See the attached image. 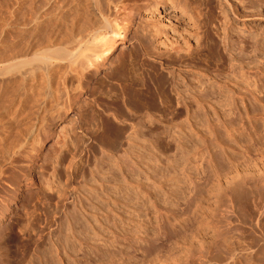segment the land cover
I'll list each match as a JSON object with an SVG mask.
<instances>
[{"label":"rangeland","instance_id":"374dc122","mask_svg":"<svg viewBox=\"0 0 264 264\" xmlns=\"http://www.w3.org/2000/svg\"><path fill=\"white\" fill-rule=\"evenodd\" d=\"M39 1L0 0V72ZM49 1L46 22L66 12ZM194 1L202 23L179 39L198 49L137 42L135 20L31 137L0 76V264H264V8Z\"/></svg>","mask_w":264,"mask_h":264},{"label":"bare ground","instance_id":"6f19581e","mask_svg":"<svg viewBox=\"0 0 264 264\" xmlns=\"http://www.w3.org/2000/svg\"><path fill=\"white\" fill-rule=\"evenodd\" d=\"M45 1L47 0H42V3L44 2L43 4H45ZM229 1L230 0H222L225 6L230 5ZM254 1V3L264 8V0ZM49 2H53L58 8L60 7L57 5L60 4V0H50ZM62 2H65V0ZM38 3L40 4L41 0ZM42 3L41 5L37 4V6H43ZM238 3L242 5L243 1L238 0ZM65 6L67 13L64 12L65 10L62 12L68 15V17L66 15L67 22L66 20L64 21V19H66L64 14L59 13V15H56V13L52 12L54 15L52 14L53 17L49 22L47 21L48 23L45 21L48 19L47 17L41 16L40 13L38 15V12L36 13L38 8L36 11H32L31 8L33 7L29 6L31 7L30 10L32 13H35L32 15V13L28 11L31 13L32 18H29L28 22L24 19L27 23L22 21L23 24H21V26L25 25L24 27L27 28L22 29V31H20L21 34L17 33L18 36H23V40L26 39L24 40L26 43L27 41H30V43L27 45L25 44L26 47H24L25 42H21L23 43L22 51L23 48H25L21 59H18V63L15 62L14 66H11V63L10 67L2 68L0 72V76H5V74L8 73V75H6L10 76L8 79L11 78V76L13 77L11 82L4 78L13 86V93L7 88V91L12 94L11 99H9L10 103L16 105L13 113L14 118L12 120L13 122H19L21 126L25 127L27 137H31L37 130L35 122H43L45 116L52 111L70 106L71 94L88 92L87 86L93 75L105 65L108 56L115 49L117 40L125 39L129 27L133 25L135 20L146 23L145 27L143 25L144 31L142 29V33L138 36L137 42H139L142 38V40H144L147 37L149 38L159 34L163 35L165 39L168 34L169 36L178 37L179 39L181 27L183 31L189 26L198 28L202 23L203 17L202 10H200L194 0H66V3H64V7ZM25 8L27 7H24V9ZM40 8L44 9L45 7ZM40 8L38 9L39 12L41 10ZM33 9H35V7ZM53 9H55V7ZM61 9L63 10L62 6ZM26 10L27 9H25V11ZM57 11L59 12L60 10H56V12ZM184 17L188 21H186ZM151 20H155L154 24H152L153 22ZM64 22L65 24L63 25ZM29 24L33 26L30 27ZM28 28H32V30L30 29L31 31H29ZM183 31H181V33ZM41 36L45 37L43 40L45 45H43L41 39H39ZM196 38L197 40L192 43L186 41L184 38L183 40L179 39L178 46L172 48L173 53L176 55H187L191 53L194 48L198 49L200 44L198 43V41H200L198 33H196ZM37 39H39L40 42L37 41ZM17 40L19 41L20 39ZM32 40L38 42L35 44L37 46V52L36 50L34 51L36 47H34L32 51L34 43H31ZM142 40L140 41L141 43H143ZM18 43L20 44V42ZM39 43L43 49H41V46H38ZM38 48L41 49V51H39ZM18 52L19 54L16 53L17 56L21 55L19 50ZM15 58L18 57H14V59ZM10 59H13V56ZM163 64L161 65L163 66ZM9 73L12 75H9ZM11 84L10 87H12ZM3 89L4 86L0 84V92ZM118 89V94H126V86L120 83ZM6 93L9 94L8 92ZM18 116L20 117L19 120L17 119ZM9 161V156L8 158L7 156H3L2 163L8 162L11 164ZM29 224L28 222L27 226L31 228ZM25 229H27L26 225Z\"/></svg>","mask_w":264,"mask_h":264}]
</instances>
